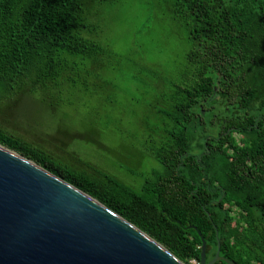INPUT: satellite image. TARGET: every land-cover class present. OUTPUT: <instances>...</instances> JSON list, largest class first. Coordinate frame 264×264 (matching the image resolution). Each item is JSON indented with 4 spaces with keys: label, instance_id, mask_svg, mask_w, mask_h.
Returning <instances> with one entry per match:
<instances>
[{
    "label": "trees",
    "instance_id": "trees-1",
    "mask_svg": "<svg viewBox=\"0 0 264 264\" xmlns=\"http://www.w3.org/2000/svg\"><path fill=\"white\" fill-rule=\"evenodd\" d=\"M115 2L0 0V89L33 94L60 122L95 125L78 135L91 145L114 134L150 170H130L128 183L1 127L0 145L96 199L184 264H199L201 237L206 263L219 243L220 257L264 264V0H156L183 31L181 50L163 64L139 49L148 89L129 97V110L113 101L102 121L80 102L93 99L86 66L106 54L99 8ZM75 94L80 99L71 101ZM73 105L75 115L64 112Z\"/></svg>",
    "mask_w": 264,
    "mask_h": 264
},
{
    "label": "water",
    "instance_id": "water-1",
    "mask_svg": "<svg viewBox=\"0 0 264 264\" xmlns=\"http://www.w3.org/2000/svg\"><path fill=\"white\" fill-rule=\"evenodd\" d=\"M205 250L201 237L199 264H235L219 256V243L208 263ZM0 264L184 263L96 199L0 145Z\"/></svg>",
    "mask_w": 264,
    "mask_h": 264
},
{
    "label": "rangeland",
    "instance_id": "rangeland-1",
    "mask_svg": "<svg viewBox=\"0 0 264 264\" xmlns=\"http://www.w3.org/2000/svg\"><path fill=\"white\" fill-rule=\"evenodd\" d=\"M154 3L156 0H116L112 5L99 8L103 15V22H100L103 31L101 43L106 54L86 66L91 75L87 88L93 94V99L84 95L80 104H87L104 115L102 121L109 119L107 115L113 101L129 110V97L139 96L148 89L144 81L150 75H146L138 66L139 49L148 60L161 59L164 60L163 64L181 50L183 31L166 14L156 9ZM165 51L169 53L160 56ZM63 86L64 95L70 96L67 95L69 87ZM15 88L10 95L2 93L0 89V127L7 132L33 145H44L50 151L58 148L64 160L78 157L97 167H105L109 173L127 181L133 176L130 174L128 178L130 170L133 174L136 171L146 172L153 165L139 160L129 143L119 140L114 134L101 141L102 146L89 144L78 135H86L87 129L95 128V125H79L75 119L71 122L74 124L60 122L59 115L54 117L47 111H41L42 106L36 103L38 97L32 98L33 94L26 95ZM82 88L80 85L79 89ZM76 95L70 100H76ZM75 111V105L64 109L70 115H75ZM59 126L75 134L61 133ZM117 126L112 124L110 129ZM121 127L126 125L121 123ZM138 161L142 164L141 169L134 167ZM135 184L136 188L139 187L140 180L137 179Z\"/></svg>",
    "mask_w": 264,
    "mask_h": 264
},
{
    "label": "built area",
    "instance_id": "built-area-1",
    "mask_svg": "<svg viewBox=\"0 0 264 264\" xmlns=\"http://www.w3.org/2000/svg\"><path fill=\"white\" fill-rule=\"evenodd\" d=\"M193 263H195V262L193 261Z\"/></svg>",
    "mask_w": 264,
    "mask_h": 264
}]
</instances>
